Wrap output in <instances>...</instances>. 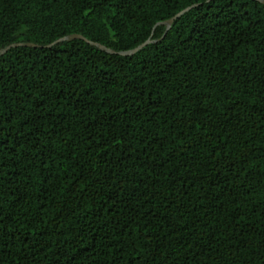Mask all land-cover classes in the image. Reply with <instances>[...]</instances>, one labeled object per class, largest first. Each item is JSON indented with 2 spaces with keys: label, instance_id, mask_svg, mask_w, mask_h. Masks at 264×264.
Here are the masks:
<instances>
[{
  "label": "trees",
  "instance_id": "1",
  "mask_svg": "<svg viewBox=\"0 0 264 264\" xmlns=\"http://www.w3.org/2000/svg\"><path fill=\"white\" fill-rule=\"evenodd\" d=\"M15 41L0 264H264V3L0 0Z\"/></svg>",
  "mask_w": 264,
  "mask_h": 264
},
{
  "label": "water",
  "instance_id": "2",
  "mask_svg": "<svg viewBox=\"0 0 264 264\" xmlns=\"http://www.w3.org/2000/svg\"><path fill=\"white\" fill-rule=\"evenodd\" d=\"M260 2L264 3V0H259ZM195 4L189 5L183 9H181L180 11H178L177 13H175L173 16H171L170 18H168L165 21H161L159 23H163L166 25V30L171 26L172 22L178 18L179 16H181L183 13H185L186 11H188L191 7H193ZM163 36V35H162ZM76 38H80L83 39L84 41H86L87 43H89L90 45H93L101 50H104L108 53H117L120 55H131L134 54L135 52H137L138 50H140L143 46H145L146 44L155 41L154 39H151V37H148L145 41L141 42L140 44L136 45L135 47L128 49V50H121V51H116L114 49H111L97 41H93L90 40L86 37H84L82 34L79 33H71V34H67L64 35L62 37H59L57 39H55L54 41H52L49 44L44 45L45 47H50L54 44H59L63 41H68V40H72V39H76ZM16 46H39L36 43L33 42H29V41H15V42H11L7 45H5L4 47L0 48V55L4 54L9 48L11 47H16Z\"/></svg>",
  "mask_w": 264,
  "mask_h": 264
}]
</instances>
